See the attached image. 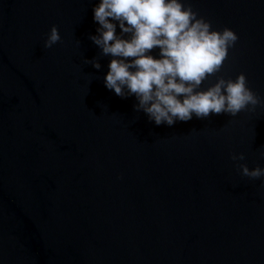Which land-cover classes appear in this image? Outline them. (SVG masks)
Masks as SVG:
<instances>
[{"label": "water", "instance_id": "water-1", "mask_svg": "<svg viewBox=\"0 0 264 264\" xmlns=\"http://www.w3.org/2000/svg\"><path fill=\"white\" fill-rule=\"evenodd\" d=\"M96 3L0 0V264H264L261 179L230 157L264 166V104L157 126L105 87ZM191 3L264 98V0Z\"/></svg>", "mask_w": 264, "mask_h": 264}, {"label": "clouds", "instance_id": "clouds-1", "mask_svg": "<svg viewBox=\"0 0 264 264\" xmlns=\"http://www.w3.org/2000/svg\"><path fill=\"white\" fill-rule=\"evenodd\" d=\"M93 20L98 26L89 38L101 55L111 57L105 87L122 98L134 95V109L157 126L187 122L193 116L234 117L264 104L243 71L235 78L220 74L239 39L236 31L214 28L191 0H97ZM60 40L52 25L43 47L52 48ZM86 62L101 67L96 58ZM212 77L215 81L204 87ZM230 157L239 162L242 176L261 179L258 190L264 193V166L249 168L243 152ZM259 159H264V151Z\"/></svg>", "mask_w": 264, "mask_h": 264}]
</instances>
